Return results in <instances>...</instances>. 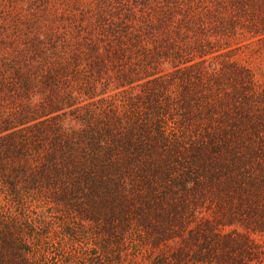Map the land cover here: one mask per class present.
Returning a JSON list of instances; mask_svg holds the SVG:
<instances>
[{
    "label": "trees",
    "instance_id": "16d2710c",
    "mask_svg": "<svg viewBox=\"0 0 264 264\" xmlns=\"http://www.w3.org/2000/svg\"><path fill=\"white\" fill-rule=\"evenodd\" d=\"M264 0H0V264H264Z\"/></svg>",
    "mask_w": 264,
    "mask_h": 264
},
{
    "label": "rangeland",
    "instance_id": "374dc122",
    "mask_svg": "<svg viewBox=\"0 0 264 264\" xmlns=\"http://www.w3.org/2000/svg\"><path fill=\"white\" fill-rule=\"evenodd\" d=\"M255 62L258 63L257 65L260 64V66H261L262 68H264V59L259 60V62H258V61H255ZM262 240H264V237L262 238Z\"/></svg>",
    "mask_w": 264,
    "mask_h": 264
}]
</instances>
